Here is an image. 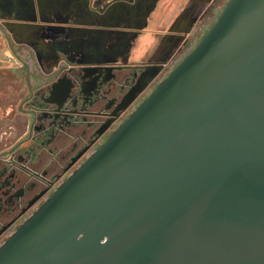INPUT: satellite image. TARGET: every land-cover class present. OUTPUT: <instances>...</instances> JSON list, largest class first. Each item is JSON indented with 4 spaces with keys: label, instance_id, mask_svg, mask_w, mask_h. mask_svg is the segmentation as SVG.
<instances>
[{
    "label": "water",
    "instance_id": "water-1",
    "mask_svg": "<svg viewBox=\"0 0 264 264\" xmlns=\"http://www.w3.org/2000/svg\"><path fill=\"white\" fill-rule=\"evenodd\" d=\"M146 68L121 109L163 65ZM0 264H264V0H229Z\"/></svg>",
    "mask_w": 264,
    "mask_h": 264
},
{
    "label": "flooded vegetation",
    "instance_id": "flooded-vegetation-1",
    "mask_svg": "<svg viewBox=\"0 0 264 264\" xmlns=\"http://www.w3.org/2000/svg\"><path fill=\"white\" fill-rule=\"evenodd\" d=\"M43 1L35 19L41 23L44 21V27H48L40 38L51 43L48 51L52 54L41 56L56 57L50 62L64 56L67 62L73 61L74 57L70 58L58 51L62 49L61 43L65 39L64 34H60L64 29L62 26L66 21H80L99 27L101 19L97 16H90L87 20L81 17L77 19L74 15L81 14L78 10H68L63 3H57L58 0ZM146 1L151 4L155 0ZM228 1L192 0L185 7L187 11L182 8L183 11L172 23L173 30L165 32L164 36L170 42L163 40L150 54L151 59L146 64H65L55 72H52L50 65L46 68L43 65L39 69L41 78L33 76L32 70L25 64L21 69H10L14 75H25V88L20 93L21 101L18 103L16 80L8 92H0V111L1 102L5 101L2 96L7 97L9 106L6 115L0 114V144L4 145V148H0V249L194 49ZM31 2L36 3V0ZM161 3L162 0L156 5L153 14V18L158 21L163 17L165 7V3ZM149 7L144 0H106L104 4L90 7L92 13L104 9L107 21L104 19L102 22L110 25L109 29L105 27V35L110 37L112 45L104 53L107 50L113 53L128 38L143 34L141 27L146 25L147 18L152 20ZM17 13L0 5V31L8 39L10 36L5 32L1 19H9ZM108 16H113V20H109ZM192 20L194 24L191 27ZM112 26L119 29L112 32ZM167 43L175 46L173 50ZM167 54H171L167 62H158ZM83 58L75 59L81 61ZM149 65H163V68L125 110L121 109L123 99L139 86L149 72L146 68ZM95 66L102 68H93ZM64 78L70 80L72 87L68 96L62 99L61 93L54 92L55 84ZM108 122L110 125L100 133Z\"/></svg>",
    "mask_w": 264,
    "mask_h": 264
},
{
    "label": "rangeland",
    "instance_id": "rangeland-1",
    "mask_svg": "<svg viewBox=\"0 0 264 264\" xmlns=\"http://www.w3.org/2000/svg\"><path fill=\"white\" fill-rule=\"evenodd\" d=\"M144 1L148 6H150L149 8H151L149 17L152 20L150 21L149 18H147L146 25L141 27L143 28V34L134 36L130 39L128 38L125 44L118 45L113 50V53H109V50H107L106 52L109 54L108 55L104 52L106 48L110 49L109 45H112V42H110V37L105 35V27L109 29L108 26L110 25H105L103 23L105 19L104 9L100 12L97 11V13H92V11H90L92 10L90 8L91 6L93 7V5L97 6L104 4L106 3V0H58L57 3H63L68 7V10L73 8L78 10L81 14L77 13L74 15V17L77 19L81 17L87 20L90 16H97L101 19V26L99 27H95L90 22L86 24L80 21H75L74 23L66 21V23H64L62 26L64 29L60 32V34H64L63 37H65V39L64 42L61 43L62 49H58V51L68 57H74V59H72L73 61L70 60L68 62V59H65V56H61L62 58H59L58 61L54 62H50V60L56 59V57L47 58L41 56L52 54L51 51H48L51 43L42 41V38H40L44 29H48V27H44V21L41 23L35 19V14L44 2L43 0H36V3L33 2V6L35 7L33 11L27 10L26 12H19L16 16H12L9 19H1V24L4 26L5 32L10 36V39L6 37L5 33L0 31V92H8L10 85H12V82L16 80L18 95L17 103L21 101L20 93L24 92L25 84L23 77H25V75H14L10 69H21L23 68L22 66L24 64L32 70L31 74L38 78H41L39 69L43 65L45 68L50 65L52 72H55L65 64L86 65L116 62L128 64H146L151 59L150 54L157 49L163 40L167 39V41L170 42V39L164 36L165 32H171V30H173L171 27L172 23L183 11L180 10L181 12H173L172 8L175 3L182 4L181 6L186 12L187 10H185V7H187V5H189L192 0H162V3H165V7L163 17L160 19V21H158L155 17L153 18V14L155 12L156 5L161 0H155L154 3L152 2L151 4H149L146 0ZM16 2H19L23 8L28 7L27 0H16ZM113 12H115V9ZM112 17L113 16H108L109 20H113ZM193 24L194 21L192 20L190 26L192 27ZM111 25L113 24L111 23ZM115 29H119V27L112 26V32H114ZM50 30V32L57 35L55 31L52 29ZM147 41H149V43H147ZM167 46L171 48L170 50H173V47H175L171 43H167ZM170 55L167 54L165 58L158 62H167L169 58L168 56ZM81 57L84 58L81 61H76L75 58ZM2 97L5 99V101L1 102V116L7 114L6 109L9 107L6 100L7 97ZM3 146V143H1L0 148H4Z\"/></svg>",
    "mask_w": 264,
    "mask_h": 264
},
{
    "label": "crops",
    "instance_id": "crops-1",
    "mask_svg": "<svg viewBox=\"0 0 264 264\" xmlns=\"http://www.w3.org/2000/svg\"><path fill=\"white\" fill-rule=\"evenodd\" d=\"M0 5L1 6H6L8 8H10L11 10H14L16 12H26L27 10L29 11H33L35 9V7L33 6L31 1H28V7L27 8H23L19 2L17 3L16 0H0ZM182 4L178 3L173 6L172 11L173 12H179L182 9ZM146 43V42H144ZM147 43H149V41H147ZM145 45V44H144ZM143 46V45H142Z\"/></svg>",
    "mask_w": 264,
    "mask_h": 264
}]
</instances>
